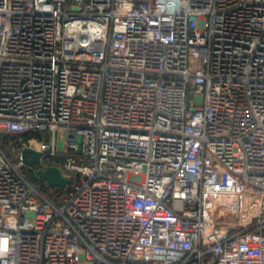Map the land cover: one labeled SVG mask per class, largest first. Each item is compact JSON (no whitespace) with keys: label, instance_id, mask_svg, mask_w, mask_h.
<instances>
[{"label":"built area","instance_id":"1","mask_svg":"<svg viewBox=\"0 0 264 264\" xmlns=\"http://www.w3.org/2000/svg\"><path fill=\"white\" fill-rule=\"evenodd\" d=\"M2 133L0 264H264V0H0Z\"/></svg>","mask_w":264,"mask_h":264},{"label":"water","instance_id":"2","mask_svg":"<svg viewBox=\"0 0 264 264\" xmlns=\"http://www.w3.org/2000/svg\"><path fill=\"white\" fill-rule=\"evenodd\" d=\"M42 152L35 148L26 147L21 150V158L24 165L35 170L36 175L46 181L52 188L64 189L72 184L73 180L67 178L58 166L43 167Z\"/></svg>","mask_w":264,"mask_h":264},{"label":"rangeland","instance_id":"3","mask_svg":"<svg viewBox=\"0 0 264 264\" xmlns=\"http://www.w3.org/2000/svg\"><path fill=\"white\" fill-rule=\"evenodd\" d=\"M43 137V136H42ZM59 139H65L66 137V131L64 128H61L59 130V135H58ZM43 138L39 137V136H34L31 137L30 140L32 142V144L35 147H39L40 143L42 141ZM21 139L17 140V142H20ZM45 140H48V138L45 136ZM16 141V140H15ZM17 142H14L17 143ZM10 156L16 161L17 160V156H16V151L14 150V148L10 149L9 151ZM23 172L25 173V175L29 178L30 181H32L35 185H37L38 187H40L45 193L49 194L52 193V191L55 188H52L51 186H49V184L40 179L36 173L35 170L29 166L24 165L23 166ZM51 196V195H50Z\"/></svg>","mask_w":264,"mask_h":264},{"label":"trees","instance_id":"4","mask_svg":"<svg viewBox=\"0 0 264 264\" xmlns=\"http://www.w3.org/2000/svg\"><path fill=\"white\" fill-rule=\"evenodd\" d=\"M31 136L32 134L29 133H24V134L2 133L0 134V144L2 148L9 154L10 149L14 148V142H17V140L19 139L27 140Z\"/></svg>","mask_w":264,"mask_h":264}]
</instances>
